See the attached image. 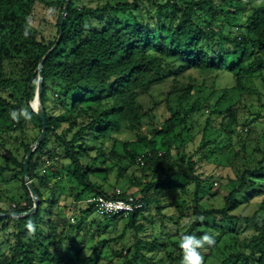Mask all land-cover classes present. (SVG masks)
Returning <instances> with one entry per match:
<instances>
[{
	"label": "trees",
	"instance_id": "1",
	"mask_svg": "<svg viewBox=\"0 0 264 264\" xmlns=\"http://www.w3.org/2000/svg\"><path fill=\"white\" fill-rule=\"evenodd\" d=\"M66 1L0 0L3 213L34 206L24 160L43 127L39 65L62 30L43 61L47 131L29 162L39 205L0 217V264H181L180 238L204 233L215 243L203 264H264V0H70L62 23ZM169 77L146 108L139 96ZM123 179L140 207L85 201L126 198Z\"/></svg>",
	"mask_w": 264,
	"mask_h": 264
},
{
	"label": "rangeland",
	"instance_id": "2",
	"mask_svg": "<svg viewBox=\"0 0 264 264\" xmlns=\"http://www.w3.org/2000/svg\"><path fill=\"white\" fill-rule=\"evenodd\" d=\"M226 82L225 79H221L220 80V84L221 85H224ZM171 83H172V78L169 77L167 80L159 83L156 88L154 89V91L152 92V96H149V95H146V94H142L139 96V101L142 102L144 104V106L146 108H149L153 105V99H157V100H162L165 96H166V93L169 91L170 89V86H171ZM37 104V100H35L34 102V107L36 106ZM244 122V117H242L240 119V123L243 124ZM134 133L132 131H129V130H123L122 132L118 133V136L121 138V139H127V138H131L133 137ZM243 136H246L245 134H243ZM119 151H122V147L121 145H119ZM232 152H228V154H222V153H219L218 155H216L215 157H213L214 159L216 160H219V161H227L226 159L230 158L232 156ZM195 159L197 157H194ZM202 164L205 166V169L208 171V172H212V171H215V166L212 165V164H209V163H205V162H202ZM223 173H227L228 172V168L226 169H222ZM119 188V189H118ZM121 190L122 192H127L129 196H132L131 194L138 190L139 188L138 187H135L134 185H131L130 184V180L128 179H123L122 182H121V185H116L115 186V190ZM203 194H205V196H211L213 193L212 192H209L207 191V189H203ZM63 198V197H62ZM216 204L218 203V199L217 198H212L211 200L209 199V201H206V205H211V204ZM77 206H74V208H76ZM257 208V205L255 202H252L251 204L247 205L245 208L244 206L240 208V210L244 213V214H247V215H251L254 210ZM60 211L63 212L64 211V207L61 206L60 207ZM150 213L152 214H156V209L155 207H153V205L150 207ZM173 214V211L172 209H169V208H165L163 209V211L161 213H158L157 214V218L159 219L161 216H163L164 214ZM76 221V220H75ZM73 218L71 220V223H73ZM145 224L146 221H145ZM159 226V223L157 224V227ZM217 256H220V254H216L215 257H212L211 260L213 259V261L215 262V264L218 263V257Z\"/></svg>",
	"mask_w": 264,
	"mask_h": 264
},
{
	"label": "water",
	"instance_id": "3",
	"mask_svg": "<svg viewBox=\"0 0 264 264\" xmlns=\"http://www.w3.org/2000/svg\"><path fill=\"white\" fill-rule=\"evenodd\" d=\"M69 4H70V0H67L66 4L64 6L63 14H62V19H61L62 23H63L64 17L67 14V11H68V8H69ZM61 36H62V30H61V33H60V35L58 37L57 42L54 44V46L51 48V50L49 52H47V54L45 55V57L43 58V60L41 61L40 65H39V81H38V88H37V104L34 107V110L39 115V117L41 118L43 127H42V132H41L40 136L38 137L36 142L32 145V147L29 149V151H28V153H27V155L25 157V160H24L25 182H26V184H27V186L29 188V191L31 193L32 199L34 201V206L29 211L23 212V213H15V212L14 213H12V212L3 213V212H0V217H2V216H6V217L10 216V217H18L19 218V217H23V216H27V215L31 214L33 211L37 210V208H38L39 198H38V195H37L36 190L34 188V185H33L32 181L30 179L29 162H30V159H31L32 155L36 151L37 147L44 140V138L46 136V131H47L46 115H45L44 108H43V105H42V93H43L42 65H43V61L50 55V53L52 51H54L57 48L58 43H59V41L61 39Z\"/></svg>",
	"mask_w": 264,
	"mask_h": 264
},
{
	"label": "clouds",
	"instance_id": "4",
	"mask_svg": "<svg viewBox=\"0 0 264 264\" xmlns=\"http://www.w3.org/2000/svg\"><path fill=\"white\" fill-rule=\"evenodd\" d=\"M214 243V237L209 233H204L201 236L195 234L183 235L179 242L183 254L181 264H203L204 257L201 250L206 251Z\"/></svg>",
	"mask_w": 264,
	"mask_h": 264
},
{
	"label": "built area",
	"instance_id": "5",
	"mask_svg": "<svg viewBox=\"0 0 264 264\" xmlns=\"http://www.w3.org/2000/svg\"><path fill=\"white\" fill-rule=\"evenodd\" d=\"M87 203H94L99 213H129L141 206L136 203L133 196L126 198H105L103 196H91L85 200ZM74 221V219H73Z\"/></svg>",
	"mask_w": 264,
	"mask_h": 264
}]
</instances>
